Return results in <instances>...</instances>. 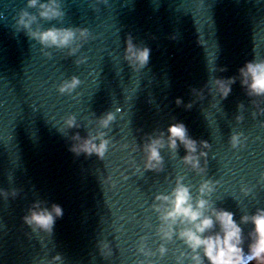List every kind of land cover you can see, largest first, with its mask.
<instances>
[{
	"label": "water",
	"instance_id": "95a60500",
	"mask_svg": "<svg viewBox=\"0 0 264 264\" xmlns=\"http://www.w3.org/2000/svg\"><path fill=\"white\" fill-rule=\"evenodd\" d=\"M63 3L64 23L44 27L87 28L96 39L67 59L49 50V60L41 45L15 31L27 0H0V190L20 192L15 200L0 196V264H48L57 254L64 264H140L145 259L137 253L140 238L151 237L152 251L161 243L151 211L155 195L170 192L179 175L195 186L194 196L203 180L219 181L213 199L219 198L217 206L235 213L237 221L264 208V116L253 118L256 109L239 82L227 100L213 84L215 78L237 75L248 61L264 59V0H109L99 12L91 7L94 0ZM129 35L151 49L150 63L140 73L124 60ZM83 56L87 63L77 66ZM220 67L228 71H213ZM72 76L81 86L72 96L60 95L58 87ZM192 88L205 89L206 98L191 111L178 108V97L185 104L195 99ZM240 103L246 111L238 110ZM118 108L122 111L116 113ZM109 111L117 120L107 130L113 146L105 159L71 153L69 139L59 132L64 119L75 115L86 137L95 128L89 122ZM238 115L244 116L242 123ZM174 119L193 139L211 144L208 174L187 171L180 159L183 148L176 159L162 152L163 173H137L143 153L133 149L142 146L145 135L166 131ZM234 133L248 137L246 147L231 148ZM109 175L114 189L103 183ZM245 186L252 195H243ZM37 200L64 210L51 238L23 224ZM146 220L152 229L144 228ZM100 241L112 244L110 260L99 254ZM168 247V255L152 264H176L175 249L183 246L177 241Z\"/></svg>",
	"mask_w": 264,
	"mask_h": 264
},
{
	"label": "clouds",
	"instance_id": "9594fccd",
	"mask_svg": "<svg viewBox=\"0 0 264 264\" xmlns=\"http://www.w3.org/2000/svg\"><path fill=\"white\" fill-rule=\"evenodd\" d=\"M109 0H94L91 5L94 11L99 12V5L108 6ZM66 12L63 0H27L25 8L21 9L15 18V31L23 32L30 40L41 45L43 56L51 60L52 51L63 53L67 59L76 56L81 49L96 39L87 28L80 27H51L45 28L44 23L53 21L63 24ZM175 37H173L174 39ZM151 49L138 45L134 38L129 35L126 40L124 60L135 72L140 73L150 63ZM87 63V57L83 56L76 60L77 66ZM214 72L224 73L227 67L215 68ZM239 82L245 95L249 98L251 105L256 111L252 113L253 118L264 116V59H253L238 69V74L228 78H215L213 81L215 91L221 100H227L232 94L233 86ZM82 81L72 76L70 80H64L58 87L60 95L72 96L81 86ZM205 85V89H207ZM205 89L192 88L191 93L195 98L185 104L183 98L175 100L176 106L191 111L198 101H203ZM211 90L209 89V92ZM79 94L73 99H78ZM238 110L246 111L243 103L238 104ZM117 109L116 113L121 112ZM106 112L96 118L95 128L89 131L86 137H82L79 129L82 124L78 122L75 115L64 119L59 132L70 141L69 151L76 157L84 155L92 157L95 155L101 161L105 159L112 141L108 138V131L117 120V114ZM95 116V113H93ZM238 123L244 121L243 115L236 117ZM264 127V124L260 125ZM77 130L75 135H69ZM248 137L243 133H234L230 138V146L234 150L246 147ZM128 145L125 144L124 148ZM211 144L205 140L193 139L187 126L175 119L166 131L155 130L143 137L142 146L134 148L133 151H142L143 169L136 168L137 173H163L165 160L162 152H168L172 159H176L181 148L185 155L180 158L182 164L190 173L197 176L208 174V154ZM125 180L129 177L124 176ZM11 180V177L9 178ZM186 177L179 175L175 178L174 187L168 193L155 195L151 205V211L156 214L158 226L155 236L159 239L160 246L156 251L149 247L150 236H142L137 244V253L145 259L140 264H152L153 259L163 260L169 253L168 245H174L177 241L182 244L175 249L176 264H264V208H256L252 213L243 214L239 221L235 213L217 206V199H213L220 187L219 181L203 180L193 195L195 188L192 184L185 183ZM105 185L110 184L114 189L116 183L111 175L103 180ZM243 195H252L253 189L247 186L241 189ZM20 195L19 190H0V196L4 200H15ZM64 210L62 206L52 203L49 207L47 201L37 200L31 204L27 214L22 217L23 224L35 234H46L51 238L58 219H62ZM123 219V217H121ZM152 224L147 220L144 228L152 229ZM245 228H248L245 235ZM122 232L123 228L117 229ZM245 245L247 251H245ZM99 254L110 260L113 248L110 242L100 241L97 244ZM48 264H64V257L57 254L48 261Z\"/></svg>",
	"mask_w": 264,
	"mask_h": 264
}]
</instances>
